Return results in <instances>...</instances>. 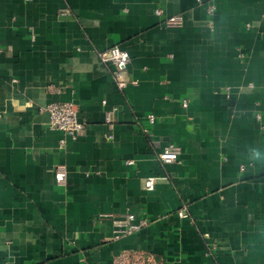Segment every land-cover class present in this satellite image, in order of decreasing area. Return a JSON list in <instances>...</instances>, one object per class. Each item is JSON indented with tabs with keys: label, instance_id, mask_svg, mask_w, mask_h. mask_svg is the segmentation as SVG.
Instances as JSON below:
<instances>
[{
	"label": "crops",
	"instance_id": "0c3cea01",
	"mask_svg": "<svg viewBox=\"0 0 264 264\" xmlns=\"http://www.w3.org/2000/svg\"><path fill=\"white\" fill-rule=\"evenodd\" d=\"M208 3L0 0V264H264V0ZM51 103L85 122L76 140ZM127 214L148 222L126 234Z\"/></svg>",
	"mask_w": 264,
	"mask_h": 264
},
{
	"label": "built area",
	"instance_id": "2783aa9c",
	"mask_svg": "<svg viewBox=\"0 0 264 264\" xmlns=\"http://www.w3.org/2000/svg\"><path fill=\"white\" fill-rule=\"evenodd\" d=\"M198 3H201L202 0H196ZM211 3H208L207 11L209 14H212L215 7L213 5V0H209ZM61 15L67 14L65 11L60 12ZM155 14H160V11H156ZM166 26H180L182 24V17L173 16L165 20ZM97 57L101 63L112 65L114 68L113 78L116 82V85L119 89L124 88L125 81L123 80V75L127 69V66L130 62V57L127 52L121 50L118 46H112L109 49L104 51H100L97 53ZM51 91H54L53 86L50 87ZM105 105V102L103 103ZM187 102H183V106L186 107ZM44 111L49 116L48 125L50 129L59 130L70 137L72 140H76L77 136L83 132L86 128V124L83 121H80L77 116V112L74 109L71 103H51L49 104ZM111 112H105V122L107 124H111ZM147 120L149 124L154 122L153 116H147ZM145 132H147L145 130ZM63 143V141L61 142ZM158 161L162 164H169L178 161V149L173 145H168L162 152H160L157 156ZM66 171L62 167H58L55 170V180L59 184H64L66 182ZM156 182L155 178H148L145 181V189L147 191H152L153 185ZM178 215L181 218H186V209L183 208L178 211ZM148 221L139 220L138 222H134V216L131 214H127L123 219L115 220V225L123 228V232L126 234H131L136 231H139L142 227L146 226ZM131 255L127 252L120 253L116 259L114 264H140L143 262L146 264L149 263L147 257L141 258L138 261L131 260Z\"/></svg>",
	"mask_w": 264,
	"mask_h": 264
},
{
	"label": "clouds",
	"instance_id": "9594fccd",
	"mask_svg": "<svg viewBox=\"0 0 264 264\" xmlns=\"http://www.w3.org/2000/svg\"><path fill=\"white\" fill-rule=\"evenodd\" d=\"M255 155H256L257 157H259V156L261 155V153L256 152Z\"/></svg>",
	"mask_w": 264,
	"mask_h": 264
}]
</instances>
